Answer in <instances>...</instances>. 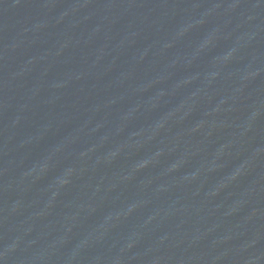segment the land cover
Instances as JSON below:
<instances>
[{"label": "water", "instance_id": "1", "mask_svg": "<svg viewBox=\"0 0 264 264\" xmlns=\"http://www.w3.org/2000/svg\"><path fill=\"white\" fill-rule=\"evenodd\" d=\"M0 264H264V0H0Z\"/></svg>", "mask_w": 264, "mask_h": 264}]
</instances>
